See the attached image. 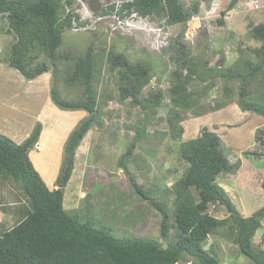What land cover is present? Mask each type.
Wrapping results in <instances>:
<instances>
[{
	"label": "rangeland",
	"instance_id": "obj_1",
	"mask_svg": "<svg viewBox=\"0 0 264 264\" xmlns=\"http://www.w3.org/2000/svg\"><path fill=\"white\" fill-rule=\"evenodd\" d=\"M231 1L181 0L185 10L197 3L200 10L187 24L168 26L153 17L134 24L120 22L117 15L97 17V12L103 8L115 5L119 9L123 0H75L74 9L79 19L89 23L79 28L75 22L78 28L64 34L60 50L70 52L74 60H62L59 67L73 65L77 58L86 54L89 46L93 47L96 58L100 59L94 89L101 111L99 124L88 132L76 152L64 201L70 214L78 212L84 218L90 216L98 225H112L121 237L132 235L160 240V213L148 200L135 194L131 179L119 166L122 155L136 136V128L142 123L146 127L145 136L128 160V168L138 185L153 192L154 201L163 200L173 209L171 187L188 169L179 154L180 145L196 139L207 128L220 136L230 162L240 165L238 170L225 173L218 179L239 215L248 218L264 207V117L241 110L238 105L241 82H226L212 70L222 59L224 62L220 66L223 69H236L239 64L242 70L244 61L258 62L257 51L261 44L251 32L264 23V1L238 0L230 9ZM7 29V21L1 19L0 133L9 131L8 134L20 145L41 124L39 141L29 158L46 185L55 189L58 188L55 183L61 173L67 140L89 118V114L86 111H63L55 106L51 97V74L28 81L5 62L14 43V37ZM178 41L187 46L200 74V79L194 80L190 87L195 93L196 104L181 114L180 126L184 133L179 138L173 135L168 125V96L154 113L144 114L141 108L132 105L131 99L121 98L118 76L109 70L108 65L109 53H122L130 62H142L150 67L151 81L145 93L168 91L172 83L171 73L176 69L171 57ZM240 69L238 66L236 70ZM261 73L249 83L246 101L264 103V70ZM60 76L57 87L61 97L79 100L83 88L65 85ZM20 188L11 179L0 176V199L5 196L8 199L2 204L19 208L22 213L28 206ZM211 214L218 219L228 217L222 206L211 207ZM19 220V215L14 212L0 211V223L6 226L8 223L9 228ZM222 232L211 235L207 242L212 245L209 252L220 264H254L240 253L239 247L229 239V233ZM254 244L264 250V219L256 232Z\"/></svg>",
	"mask_w": 264,
	"mask_h": 264
},
{
	"label": "trees",
	"instance_id": "obj_2",
	"mask_svg": "<svg viewBox=\"0 0 264 264\" xmlns=\"http://www.w3.org/2000/svg\"><path fill=\"white\" fill-rule=\"evenodd\" d=\"M237 2L232 0L228 8L232 9ZM74 5L75 0H0V20L7 21L8 33L14 37L5 62L28 81L51 74V97L55 106L63 111L89 114L67 140L61 173L55 183L58 188L52 190L29 158L39 141L41 124L20 145L0 134V176L21 186L28 206L20 213L23 218L12 228L0 223V264H181L183 261L185 264H220L205 247L210 236L223 234L222 230L229 233V239L239 247L242 255L254 264H264V250L254 244L256 232L262 227L264 207L248 218L239 215L218 179L238 170L240 165L230 162L220 136L207 128L196 139L180 145L179 154L188 169L171 187L172 210L165 201H154L153 192L138 185L129 173L128 160L145 136L144 123L136 128L133 142L120 159L119 166L131 179L135 194L148 200L162 217L159 241L149 237L118 236L112 225H98L90 216L84 218L78 212L70 214L65 209L66 187L73 174L76 152L88 132L99 124L101 111L94 89L100 59L96 58L93 47L89 46L86 54L77 58L73 65L59 67L62 60H74L70 52L60 50L64 34L78 28L76 23L79 28L89 23L81 22ZM119 7L103 8L97 12V17L115 14L123 19L135 13L175 26L187 24L200 10L199 3L185 10L181 0H123ZM251 35L261 44L257 63L246 60L242 70L239 64L235 67L239 66L240 70L223 69L222 59L212 70L226 82H241L238 101L241 110L264 117V103L245 100L249 83L264 70V23L254 27ZM171 60L176 69L171 73L168 91L145 93L151 81L150 67L142 62L132 63L122 53L108 55L109 70L118 76L119 95L123 100L131 99L132 105L148 115L168 96V125L179 138L184 133L180 126L181 114L196 104L195 93L190 87L194 80L200 79V74L187 46L180 41ZM59 74L65 85L83 88L79 100L61 97L57 87ZM219 206L226 208L227 218L218 219L211 214V207Z\"/></svg>",
	"mask_w": 264,
	"mask_h": 264
},
{
	"label": "crops",
	"instance_id": "obj_3",
	"mask_svg": "<svg viewBox=\"0 0 264 264\" xmlns=\"http://www.w3.org/2000/svg\"><path fill=\"white\" fill-rule=\"evenodd\" d=\"M9 131H5V133H0V134H2V135H5V136H8V137H10V138H12V136H10L9 134ZM14 141H15V139L14 138H12ZM16 142V141H15ZM52 181V180H51ZM53 182V181H52ZM49 184V183H48ZM53 185V184H52ZM50 187V186H49ZM53 187V186H52ZM51 188V187H50ZM51 190H52V188H51ZM7 193H5V194H3V196L4 195H6ZM6 201H8V199H7V196H5V197H1V199H0V209H2V210H0L2 213H12V212H14V213H16L17 215H19V217H20V219H22L23 218V216H21L19 213V208H13L12 209V207L10 206V204H8V205H6V204H2V203H5ZM7 224V226H6V228H9L8 227V223H6Z\"/></svg>",
	"mask_w": 264,
	"mask_h": 264
},
{
	"label": "clouds",
	"instance_id": "obj_4",
	"mask_svg": "<svg viewBox=\"0 0 264 264\" xmlns=\"http://www.w3.org/2000/svg\"><path fill=\"white\" fill-rule=\"evenodd\" d=\"M108 16H110V17H113V16H116L115 14L114 15H108ZM105 17V16H104ZM119 17V16H118ZM149 18V17H148ZM142 19H145V18H143V17H141V16H139V15H137V14H135V13H133V14H131L130 16H127V17H125V18H123V19H121V18H118V20L119 21H124V22H126V23H128V24H134L135 23V21L136 22H139L140 20H142ZM164 23V22H163ZM165 24V23H164ZM134 26V25H133ZM209 242V241H208ZM210 245L211 244H207L206 245V249H208L209 247H210Z\"/></svg>",
	"mask_w": 264,
	"mask_h": 264
},
{
	"label": "built area",
	"instance_id": "obj_5",
	"mask_svg": "<svg viewBox=\"0 0 264 264\" xmlns=\"http://www.w3.org/2000/svg\"><path fill=\"white\" fill-rule=\"evenodd\" d=\"M264 1V0H263ZM121 22V21H120ZM41 150V148H39V151Z\"/></svg>",
	"mask_w": 264,
	"mask_h": 264
},
{
	"label": "bare ground",
	"instance_id": "obj_6",
	"mask_svg": "<svg viewBox=\"0 0 264 264\" xmlns=\"http://www.w3.org/2000/svg\"><path fill=\"white\" fill-rule=\"evenodd\" d=\"M114 19V18H113ZM123 22V21H122ZM126 26V25H125Z\"/></svg>",
	"mask_w": 264,
	"mask_h": 264
}]
</instances>
